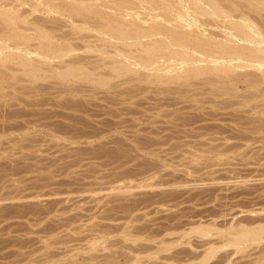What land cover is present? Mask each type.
Masks as SVG:
<instances>
[{
  "label": "rangeland",
  "instance_id": "rangeland-1",
  "mask_svg": "<svg viewBox=\"0 0 264 264\" xmlns=\"http://www.w3.org/2000/svg\"><path fill=\"white\" fill-rule=\"evenodd\" d=\"M7 1L0 0V6L5 5L1 16L13 19L6 24L0 21V264H264V232L235 243L240 229L264 225L262 71L243 66L235 67L236 72L234 67L227 68L235 74L231 77L224 70L215 75L205 70L197 76L184 69H177L178 75L177 70L154 74L139 67L136 73L113 77L101 86L93 79L114 76L107 68L114 48L95 27L101 21H113L121 9L132 13L138 0H87L84 5L89 2L88 7L82 10L85 15L73 11V0H50L49 9L45 0ZM230 1L240 9H234ZM169 2L176 9L182 4ZM219 2L235 10H231L233 18L243 13L257 21L264 34L263 7L253 9L245 0ZM120 4H133V9L128 7L129 12ZM146 8L140 10L143 16ZM150 12L141 24L145 28L166 25L171 21L165 18L174 14L170 10V14L158 9L153 15ZM122 15L115 20L122 21ZM194 15L187 20L221 23V19ZM125 17L122 22L129 31L140 24L133 16ZM83 21L92 23L86 25L94 29L81 28ZM15 25L28 37L27 44L22 45L14 35L19 33ZM210 25L203 26L206 35L222 36L220 28ZM35 26L57 36L42 49L41 45L42 51H46L45 44L49 47L67 40L74 51L62 58L75 64L83 60L81 64L90 68L84 71L90 74L87 80L54 77L52 66L61 68L66 62L55 59L41 64L44 52L39 48L38 55L26 54L39 62L32 57L28 62L13 52L26 45L35 48ZM10 45L15 46L13 50ZM143 45L142 53L140 45L134 48L140 54L129 47L134 60L148 53ZM34 61L47 71L39 72L36 80L24 74L22 65L30 68ZM245 74L258 75L262 81L250 75L245 78ZM209 246L216 251L206 255Z\"/></svg>",
  "mask_w": 264,
  "mask_h": 264
},
{
  "label": "bare ground",
  "instance_id": "bare-ground-1",
  "mask_svg": "<svg viewBox=\"0 0 264 264\" xmlns=\"http://www.w3.org/2000/svg\"><path fill=\"white\" fill-rule=\"evenodd\" d=\"M9 1V0H8ZM7 1V2H8ZM20 1V0H19ZM28 1V0H27ZM34 1V0H33ZM32 1V4L34 3ZM44 1V0H43ZM46 1V3L48 4L47 5V8L48 7H50V4H52L51 3V1L50 0H45ZM44 1V2H45ZM70 1V0H69ZM72 1V0H71ZM86 1L87 0H73V2H75V3H73L72 5H71V8L73 9V11L74 12H76L77 14L79 13H82V10H84V9H86V6L88 5V3L89 2H87V5H84L85 3H86ZM92 1V0H91ZM127 1V0H126ZM139 1V2H138ZM136 0L135 2L137 3L138 2V7L140 6L141 8H139L138 9V7L136 8V6L137 5H135L136 3L134 2V5H135V9H133V8H131V6L133 5V4H131V6L129 7L128 5H130V4H128L127 2V6L129 7V8H131V10L133 9L134 11H131L132 13L134 12V15L132 14V13H125L124 12V9H121V10H123V12H121L120 10V12L121 13H123V14H125L124 16H133L135 19H136V21H140V24H136L137 26L136 27H133V28H135V30H127L124 26V24H123V20H124V16L122 15V18H121V20L122 21H119V20H115V19H118V18H120V16L119 15H121V13L119 14L118 13V16L116 15V18H114L115 17V15H114V17H113V19L115 20H113V21H101V24H99L97 27H95V30L97 31V32H104V37H105V40H108V43H109V41H110V43L109 44H111V42L113 43L112 45H113V48H114V51H113V53L111 54H109L108 55V57H109V60H108V64H107V68H108V72L110 73L111 72V74H113L114 76H112L111 77V75H110V78H109V75L107 76L106 75V77H97L96 79H93V81L94 80H96L95 82L97 83V84H99V85H101V86H103V85H106V83L105 82H107L108 83V81H106V80H110L111 78L113 79V77H120V76H122V75H124L125 76V74H127L128 72L130 73H132V71L134 72V73H136L137 71H138V69H140L141 67H143L145 70L147 69V71H145V72H149L148 70H150L151 72H154V74H158L159 73V71L160 72H162V73H168V72H172V71H174V70H183L184 69V71H192V72H194V74H196L197 76L199 75V73L201 72V75H202V73L203 72H205V73H207L206 71H209V74L211 73L212 75H215L214 74V72H217V71H219L220 72V70H222L220 73H222L223 72V70L225 71V73L226 72H230V73H228V75L231 77V76H234L235 74L234 73H232L231 74V72H233L232 70H234V72H236V70H235V67H236V69H240L241 67H245V66H249L250 68L252 67V69H254V67H255V69L254 70H256L257 69V71H260L261 72V74L262 75H264V34L262 33V30L260 29V27H259V23L257 22V21H251L250 20V18L249 17H246V15L245 14H241V15H239V17H237V18H239V19H235V18H233L232 16H231V10H233V8L232 9H230L229 7H231V6H233V5H237L238 6V4H234L233 2H231V6H228V4H227V6L226 5H223V6H226V7H223L221 4L222 3H220L219 2V0H176L177 1V3H182L181 4V6L178 8L177 7V9H176V7L174 8L172 5L173 4H171L170 2H169V4H168V0L166 1V0H154V1H147V0ZM156 1V2H155ZM159 3H158V2ZM226 1V0H225ZM5 2V1H4ZM10 2H11V0H10ZM29 2V1H28ZM36 2V1H35ZM40 2V1H39ZM41 2H42V0H41ZM93 2V1H92ZM133 2V1H132ZM155 2V3H154ZM222 2V1H221ZM9 3V2H8ZM94 3V2H93ZM111 3V2H110ZM119 3V2H118ZM123 3V2H122ZM125 3V2H124ZM140 3V4H139ZM176 3V4H177ZM229 3V2H228ZM245 3L248 5V6H251V7H253V9L254 8H256V10L257 9H259V8H261V7H263L264 8V0H245ZM1 4V3H0ZM7 4V3H6ZM9 4H11V3H9ZM25 4V3H24ZM27 4V3H26ZM37 4V3H36ZM40 4V3H39ZM71 4V3H70ZM92 3H90L89 5H91ZM143 4H146L147 6H145L144 7V5ZM171 4V5H170ZM14 5H16V4H14ZM46 5V4H45ZM116 5V4H115ZM113 6V7H118L117 5L116 6ZM124 6V8L126 7V5H123V4H120V6ZM5 6V5H4ZM4 6L2 7V6H0V9H4ZM22 6V5H21ZM36 6V5H35ZM39 6V5H38ZM105 6V5H104ZM109 6V5H108ZM121 6V7H122ZM10 7V6H9ZM88 7V6H87ZM107 7V6H106ZM111 7V6H110ZM128 7H126L127 8V10L129 11V9H128ZM133 7V6H132ZM142 7L143 8H146V10H148V12L149 11H152L153 13H154V10H164L166 13L167 12H169V10L170 11H172L174 14L172 15V18L171 19H169V18H165V22L166 21H171V22H166V25H163L162 23L161 24H158V23H156V24H154L153 26H151V27H148V28H145L143 25H141V24H143L144 22H147V20H145V16H146V14L148 15V12L145 14V16H143V11H140L141 9H142ZM234 7V6H233ZM14 8V7H13ZM16 8V7H15ZM23 8V7H22ZM36 8H38V7H36ZM36 8H34L35 10H36ZM70 8V9H71ZM90 8H92V7H90ZM112 8V7H111ZM123 8V7H122ZM126 8H125V10H126ZM235 8H238V7H234V9ZM262 8V9H263ZM5 9H7V8H5ZM10 9V8H9ZM12 9V8H11ZM10 9V10H11ZM19 9H21V8H19ZM19 9H17V10H19ZM49 9V8H48ZM47 9V10H48ZM71 9V10H72ZM89 9V8H88ZM113 9H115V8H113ZM138 9V10H137ZM238 9H240V7L238 8ZM9 10V11H10ZM44 10H45V7H44ZM93 10V9H92ZM99 10H101L102 11V8L101 9H99ZM99 10H97V12L99 13H101V11H99ZM118 10V9H117ZM143 10V9H142ZM145 10V9H144ZM237 10V9H236ZM246 10V9H245ZM250 10V9H249ZM248 10V11H249ZM8 10H5V12H7ZM66 12H67V10H65ZM84 11H86V10H84ZM88 11V10H87ZM94 11V10H93ZM128 11H126V12H128ZM129 11V12H130ZM176 12V15H175V12ZM235 10H233V12H234ZM243 11V10H242ZM1 12H2V10H1ZM0 12V16H1V13ZM13 12V11H12ZM49 12V11H48ZM137 12H139V13H137ZM143 12V13H142ZM152 12H150L149 14H151V15H153V13ZM233 12H232V14H233ZM240 12H241V10H240ZM4 13V12H3ZM11 12H9L8 14H10ZM18 13V12H17ZM84 13V12H83ZM82 13V14H83ZM86 13H88V12H86ZM91 13H93V12H91ZM105 13V12H104ZM135 13H137L138 15L140 14H142L141 16H143V17H140V15L139 16H137ZM164 13V12H163ZM171 13V12H170ZM170 13H167V14H170ZM195 14L194 16H196L197 15V17L198 16H205V17H209V18H212V17H214V18H217V20L219 19H221L220 20V22L222 23H220V24H218V26H216L217 24V20L215 21V26H214V21H213V23L212 22H210V21H200L201 20V18H200V20L198 21H194L193 19H195L196 20V18L197 17H193V18H191L193 21H188V20H190V19H188L187 20V16L189 17L190 16V14ZM13 13H11V15H12ZM81 14V15H82ZM95 14H96V11H95ZM94 14V15H95ZM132 14V15H131ZM239 14V13H238ZM62 15V14H61ZM67 15V14H66ZM76 15V14H75ZM83 15H85V14H83ZM97 15V14H96ZM99 15V14H98ZM97 15V16H98ZM249 15V14H248ZM247 15V16H248ZM73 16V15H72ZM100 16V15H99ZM98 16V17H99ZM163 16V15H162ZM161 16V17H162ZM173 16H175V17H173ZM250 16V15H249ZM101 18H102V16H100ZM99 17V18H100ZM107 17H110V16H107ZM125 17V18H126ZM165 17H167V16H165ZM14 18V17H13ZM89 18V17H88ZM234 20H233V19ZM12 19V17L11 16H9V15H2L1 17H0V21L2 20V22L4 21V23L7 21H10ZM17 19V18H16ZM111 19V18H110ZM163 19H164V17H163ZM167 19V20H166ZM178 21H177V20ZM13 20V19H12ZM22 20V19H21ZM65 20V19H64ZM69 20V19H68ZM93 20V19H92ZM102 20H104V19H102ZM109 20V19H108ZM172 20H176V21H173L172 22ZM212 20H214V19H212ZM223 20V21H222ZM19 21V20H18ZM23 21H24V19H23ZM22 21V22H23ZM14 22H15V20H14ZM27 22V21H26ZM43 22V21H42ZM48 22V21H47ZM54 22V21H53ZM57 22V21H56ZM55 22V23H56ZM70 22V21H69ZM68 22V23H69ZM81 22V21H80ZM79 22V23H80ZM95 21H93V23H94ZM165 22H164V24H165ZM261 22V21H260ZM17 23V22H16ZM30 23V22H29ZM52 23V22H51ZM58 23V22H57ZM56 23V24H57ZM67 23V24H68ZM90 23H91V21H90ZM173 25H172V24ZM219 23V22H218ZM6 24V23H5ZM8 24V23H7ZM15 24V23H14ZM60 24V23H59ZM72 24V23H71ZM75 24V23H74ZM74 24H72V25H74ZM78 24V23H77ZM89 24V22H87V21H83V23H82V25H81V28H86V29H90V30H93L94 29V27H89V26H92L91 24H89V26L87 27V25ZM211 24V25H210ZM213 24V25H212ZM261 24H264V23H261ZM38 25V24H37ZM43 25V24H42ZM97 25V24H96ZM168 25H171L170 27L168 26ZM207 26V25H210V27H215V29H217V28H220V29H218V30H221V31H219V32H222L221 34H222V36H220V34H218V35H215V33L213 34V35H209V34H207L206 35V32H204L203 31V26ZM219 25H220V27H219ZM222 25V26H221ZM25 26V29H28V28H26L27 26L26 25H24ZM24 26H21V27H23V29H24ZM34 26V25H33ZM48 26H52V25H48ZM75 26V25H74ZM264 26V25H263ZM12 27V26H11ZM14 28L15 27H17L16 25L15 26H13ZM36 27V26H35ZM39 27V26H38ZM58 27H59V25H58ZM13 28V29H14ZM20 28V27H19ZM34 28V27H33ZM41 28V27H40ZM45 28V27H44ZM53 28V27H52ZM55 28H56V26H55ZM54 28V29H55ZM196 28H198V30L196 29ZM206 28V27H205ZM204 28V29H205ZM209 28V27H208ZM9 29L10 28H8V30H7V32L9 31ZM18 29V28H17ZM16 28H15V30H17ZM32 29V28H31ZM31 29H29V30H31ZM59 30H61V29H59ZM72 30V29H71ZM197 30V31H196ZM18 32H19V30H17ZM33 31H36L37 33L36 34H38L36 37H35V35L34 34H32V35H34L33 36V38H34V40H36L35 42V44L33 45V46H35V48H29L30 46L28 45V47H27V45H26V48H23V50H20L19 48L17 49V48H14L13 47V45H17V43L15 44H13V45H10V46H12V50H13V48L15 49L13 52H15L19 57H25V60L26 61H28V62H31V60H32V58H35V57H33L34 55H38L39 53L37 52L38 51V48H39V50H41L44 46V43L45 42H51L52 41V39L53 38H56V37H52V36H50L48 33L49 32H47V31H45V30H43L42 28L41 29H39V28H37L36 27V29L34 30L33 29ZM79 31V32H78ZM78 31H76V32H78V33H80L81 31H80V29L78 30ZM212 31V30H211ZM2 32H4V31H2ZM6 32V31H5ZM12 32V31H11ZM14 32L15 31H13V33L12 34H14ZM21 32V31H20ZM17 33V32H15V36L20 40V42H22V45L23 44H27L28 42V40H26L28 37H27V34H26V32H25V34H26V37L27 38H25L24 37V34H22V32L21 33ZM70 32V31H69ZM9 33V32H8ZM57 33H58V31H57ZM87 33V32H86ZM196 33H199V34H201L202 35V37H204V38H200L201 37V35H198V34H196ZM212 33V32H211ZM218 33V32H217ZM216 33V34H217ZM18 34H22V35H18ZM72 34H74V32H72ZM54 35H55V33H54ZM59 35V34H58ZM65 35V34H64ZM71 35V34H70ZM13 36V35H12ZM62 36V35H61ZM61 36H59V38L61 39L62 37ZM79 36V35H78ZM94 36H96V35H94ZM97 36H98V34H97ZM15 37V38H16ZM65 37H66V35H65ZM74 37V36H73ZM77 37V36H76ZM89 37H90V35H89ZM149 37V39L151 40L150 42H148V40L147 41H144L143 39L144 38H148ZM205 37H206V39H205ZM29 38L30 39H32L33 40V38H32V36H29ZM58 38V39H59ZM64 38V37H63ZM62 38V39H63ZM67 38V37H66ZM71 38V37H70ZM84 38V37H83ZM81 39V38H80ZM89 39V38H88ZM92 39V38H91ZM95 39V38H94ZM93 39V40H94ZM98 39V38H97ZM96 39V41H98L99 42V40H97ZM204 40V42H202L203 40ZM23 40V41H22ZM66 40V39H65ZM64 40V41H65ZM71 40V39H70ZM100 40H102V39H100ZM105 40H104V42H105ZM144 42H143V41ZM199 40H201V42H200V44L199 43H196L197 41L199 42ZM31 41V40H30ZM57 41V40H56ZM59 41V40H58ZM58 41L56 42V43H52L53 45H49V47L48 46H46L47 44H45V50L46 51H42V52H44V53H41L42 54V59H44V60H42V61H40V63L42 62L44 65H45V62H43V61H45V60H47V61H50V62H52V60H55V59H59V61L60 62H62V63H64V62H66V60L64 61V58L67 56V54L69 55L70 54V52H72V51H74L73 50V48H71L70 47V45L68 46L65 42L67 41H65L64 43L62 42V43H58ZM63 41V40H62ZM90 41V40H89ZM196 41V42H195ZM17 42V41H16ZM80 42V41H79ZM84 42V41H83ZM92 42V41H91ZM95 42V41H94ZM147 42V43H146ZM19 43V42H18ZM100 43V42H99ZM143 43H144V45H143ZM158 43V46L156 45ZM195 43L196 44H199V45H195ZM203 43V44H202ZM65 44V45H64ZM72 44V43H71ZM74 44V43H73ZM90 44V43H89ZM92 44V43H91ZM90 44V46H92ZM19 45H21V44H19ZM18 45V46H19ZM42 45V47H41V49H40V46ZM86 45V44H85ZM103 45V44H102ZM106 45H108V44H106ZM141 46V45H143L144 46V48H143V50H145L146 52H148V53H145L146 54V56H143L141 59L139 58L138 59V57H141V56H136V60H134L135 58L133 57V55H132V57H133V59H132V57H131V52H129L128 51V49H129V47H130V49H132L131 48V46H133V52L135 53V51H137V53H139L140 54V51H141V53L142 52H144V51H142V46H141V50L138 52V50H136L137 48H136V46ZM9 46V45H8ZM17 46V47H18ZM25 46V45H24ZM109 46V45H108ZM107 46V47H108ZM123 46H125L124 48H123ZM126 46H128L127 48H126ZM23 47V46H22ZM4 48H7L6 47V45H5V47ZM9 48V47H8ZM11 48V47H10ZM93 48V47H92ZM97 48H99V47H97ZM108 48H110V47H108ZM134 48H136L135 50H134ZM140 48V47H139ZM85 49V48H84ZM102 49V48H101ZM124 49H127L126 51L124 50ZM129 49V50H130ZM11 50V51H12ZM92 50V49H91ZM93 50H94V48H93ZM105 50V49H104ZM103 50V51H104ZM102 51V53H103V55L105 54V52H106V50L103 52ZM107 51H109V50H107ZM131 51V50H130ZM27 52H29V55H33V56H30L29 57V55H28V57L30 58V59H28V57H27V55L26 54H28ZM31 52V53H30ZM88 53L90 52V50H88L87 51ZM92 52V51H91ZM90 52V53H91ZM94 52V51H93ZM97 52V51H96ZM96 52H94L95 54H96ZM110 52V51H109ZM158 52H161L162 54H160V55H158L157 53ZM73 53V52H72ZM82 53H83V51H82ZM129 53H131V54H129ZM133 53V54H134ZM136 53V55H138ZM23 54H25V56L23 55ZM93 54V53H92ZM16 55V56H17ZM66 55V56H65ZM98 55V54H97ZM135 55V54H134ZM63 56H65L64 58H62ZM85 56V55H84ZM90 56V55H89ZM196 56V57H195ZM22 57V58H23ZM27 57V58H26ZM32 57V58H31ZM81 57V56H80ZM104 57V56H103ZM106 59H107V55H106V57H105ZM24 59V58H23ZM82 59V58H81ZM24 60V61H25ZM30 60V61H29ZM35 60H38L37 59V57L35 58ZM40 60V59H39ZM39 60H38V62H39ZM68 60H70V59H68ZM77 60V59H76ZM26 61L24 62V64L26 63ZM57 61V60H56ZM79 61V60H78ZM77 61V62H78ZM83 61V60H82ZM81 61V62H82ZM35 62V61H34ZM34 62H32L33 64H34ZM81 62L79 61V64L77 63V64H75V63H71V62H66V63H64V64H66L65 66L63 65V67H61V65H60V67L61 68H58V67H53L52 66V68H54V70H52V74H53V76L54 77H56V78H59V79H61V80H71V79H73V78H77V77H79L80 79H86L87 80V77L90 75H87V74H85L84 73V71H88L89 69L88 68H86V66H84L85 64H81ZM205 63V64H203V63ZM36 63V62H35ZM40 63H36L37 65H33V64H31L32 66L29 68V66H27V65H24V64H22L24 67L23 68H25L26 70H24V74L26 73L27 75H29L31 78H34L35 80L37 79L36 77H38L37 75H38V73L39 72H43V66L40 64ZM206 63H208V64H210V66L208 65V69H204L205 67H204V65H206ZM30 64V63H29ZM47 64V63H46ZM95 64H97L96 62H95ZM102 64V63H101ZM202 64H203V67H202ZM49 65V64H48ZM48 65H46V66H48ZM100 65V64H99ZM182 65L184 66V65H186L187 67H182ZM26 66V67H25ZM50 66V65H49ZM91 66H94V65H91ZM101 66V65H100ZM104 66V65H103ZM102 66V67H103ZM224 66H225V68H224ZM227 66H229V67H227ZM88 67V66H87ZM97 67V66H96ZM140 67V68H139ZM207 67V66H206ZM232 67H234V69H232ZM28 68V69H27ZM51 68V67H50ZM94 68H95V66H94ZM98 68H99V66H98ZM143 68H141L140 70H143ZM227 68H231L232 70H230L229 71V69L228 70H226ZM45 69H46V67H45ZM100 69V68H99ZM244 69H246V68H244ZM259 69V70H258ZM46 70H48V68L46 69ZM97 70V69H96ZM110 70V71H109ZM137 70V71H136ZM177 70V71H178ZM206 70V71H205ZM23 71V70H22ZM26 71V72H25ZM45 71V70H44ZM50 71V73H51V69L49 70ZM49 71H48V73H49ZM101 71V70H100ZM183 71V72H184ZM47 72V71H46ZM46 72H43V73H46ZM143 72V71H142ZM141 72V73H142ZM176 72V71H175ZM213 72V73H212ZM249 72H251V71H249ZM249 72H247V73H249ZM255 72V71H254ZM88 73V72H87ZM105 73H106V70H105ZM104 73V74H105ZM108 73V74H109ZM252 73H253V71H252ZM51 74V75H52ZM102 74V73H101ZM152 74V73H151ZM160 74V73H159ZM163 74V75H164ZM170 74V73H169ZM179 74V71H178V73H177V75ZM193 74V75H194ZM204 74V73H203ZM210 74V75H211ZM223 74V73H222ZM231 74V75H230ZM237 74V73H236ZM242 74V73H241ZM257 74V73H256ZM79 75V76H78ZM93 75V74H92ZM148 75V74H147ZM163 75H158L159 77H161V76H163ZM175 75V74H174ZM177 75H175V78H176V76ZM195 75V76H196ZM217 75V74H216ZM228 75L225 77L224 76V79H226V78H228ZM244 75V74H243ZM245 75H247V74H245ZM248 75H250L251 76V74H248ZM248 75L245 77V76H243V77H245V78H248ZM99 76V75H98ZM105 76V75H104ZM148 76H151V75H148ZM156 77H157V75H155ZM165 76V75H164ZM169 76H171V75H169ZM169 76H166V78L168 77V79H169ZM241 76V75H240ZM249 76V77H250ZM254 76H256V75H254ZM258 76V75H257ZM254 77V78H256L255 80L257 81L260 77H264V76H260L259 78L258 77ZM179 77V76H178ZM210 77V76H209ZM208 77V78H209ZM214 76H211L210 78H213ZM39 79H40V77H38ZM122 78V77H121ZM166 78L164 77V79L166 80ZM172 78H174V76H172ZM221 78V77H220ZM250 78H252V80L254 79L253 78V75L250 77ZM160 79V78H159ZM171 79V78H170ZM249 79V78H248ZM264 78H262V80H263ZM43 80V79H42ZM163 80V79H162ZM162 80H160V82L162 81ZM164 80V81H165ZM220 80V79H219ZM236 80V79H235ZM243 80H244V78H243ZM251 80V81H252ZM261 80V78L259 79V81H262ZM237 81V80H236ZM241 81V80H240ZM255 81V82H256ZM66 82V81H65ZM246 85H247V83H246V81L244 80L243 81ZM259 83H261V82H259ZM264 83V82H263ZM262 83V84H263ZM60 84V83H59ZM79 84V83H78ZM244 84V85H245ZM253 84V83H252ZM222 85V84H221ZM251 85V84H250ZM254 85V84H253ZM256 85V84H255ZM68 86V85H67ZM78 86V85H77ZM82 86V85H81ZM86 86V85H85ZM100 86V87H101ZM248 87V86H247ZM66 88V87H65ZM72 88V87H71ZM96 88V87H95ZM225 88V87H224ZM226 88H227V86H226ZM225 88V89H226ZM232 88V87H231ZM249 88V87H248ZM67 89V88H66ZM79 89V88H78ZM78 89H75V90H78ZM220 89V88H219ZM228 89H229V87H228ZM234 89V88H233ZM68 90H71V89H68ZM73 90H74V88H73ZM222 90H223V88H222ZM231 90V89H230ZM254 90V89H253ZM64 91V90H63ZM80 91V90H79ZM223 91H225V90H223ZM237 91V90H236ZM219 92H222L221 90L219 91ZM232 92V91H231ZM245 92V91H244ZM248 92V91H247ZM229 93V92H228ZM217 94V93H216ZM221 94V93H220ZM238 94V93H237ZM241 94V93H240ZM239 95V94H238ZM264 104V103H263ZM253 213V212H252ZM261 213H262V211H261ZM257 215V214H256ZM264 216V215H263ZM264 218V217H263ZM241 220V219H240ZM261 221H262V219H260ZM242 221V220H241ZM240 221V222H241ZM251 221H253V218H252V220ZM263 221H264V219H263ZM243 222V221H242ZM250 222V221H249ZM264 224V223H263ZM246 225V224H245ZM255 226H256V224H255ZM264 226V225H263ZM261 227L260 225H259V227H256V228H252V229H250L249 227V229L247 228V227H245V229H238L239 231H237L238 232V234L236 235L238 238H236V242L235 243H239V242H241L242 241V238H246L247 237V239L249 238V236L250 237H252V238H256V237H258V235L259 234H261L262 235V232H264V227ZM203 227V226H202ZM242 227H244V226H242ZM205 228V227H204ZM193 229V228H192ZM198 229V228H197ZM207 230V229H206ZM201 231V230H200ZM237 232H235V234L237 233ZM204 233V232H203ZM206 233V232H205ZM202 234V233H201ZM208 234V233H207ZM224 234V233H223ZM235 234H234V236H235ZM227 236V235H226ZM263 236V235H262ZM229 238V237H228ZM232 239V238H231ZM230 239V240H231ZM229 240V241H230ZM259 240H260V238H259ZM251 241V240H250ZM252 241H253V239H252ZM256 241H258V239L256 240ZM255 241V242H256ZM224 242V241H223ZM254 242V243H255ZM244 244H245V242H243ZM248 243V242H247ZM258 243V242H257ZM168 244V243H167ZM264 244V243H263ZM225 245V244H224ZM231 246H232V244H231ZM234 246H235V244H234ZM210 248H209V251L208 252H205V254L206 255H211V251L214 249V246H213V248L211 247V246H209ZM225 247V246H224ZM237 247V246H236ZM239 247H241V246H239ZM261 247H263L264 248V246H261ZM166 248V247H165ZM212 248V249H211ZM215 248H217V247H215ZM238 248V247H237ZM263 248H261V249H263ZM219 248H217V250H218ZM236 249V248H235ZM240 249V248H239ZM205 250V249H204ZM208 250V249H207ZM206 250V251H207ZM222 250H224V249H222ZM226 250V249H225ZM244 250V249H243ZM214 251H216V249H214ZM230 251H232V249L230 250ZM236 252H237V249H236ZM215 253V252H214ZM226 254V253H225ZM228 254H229V252H228ZM204 256L203 255V257H205V258H209L208 256ZM216 255V254H215ZM203 257H202V259H203ZM211 258V257H210ZM263 257H261V259H262ZM224 259H226V258H224ZM257 259V258H256ZM261 259H258V260H261ZM264 259V258H263ZM207 259H205V261H206ZM204 261V260H203ZM202 261V262H203ZM218 261H221V260H218ZM201 262V261H200ZM198 263V262H197ZM215 263H217V261L215 262ZM171 264V263H170ZM173 264V263H172ZM199 264V263H198ZM203 264V263H202ZM218 264V263H217Z\"/></svg>",
  "mask_w": 264,
  "mask_h": 264
}]
</instances>
